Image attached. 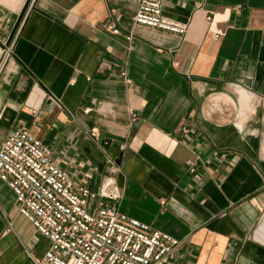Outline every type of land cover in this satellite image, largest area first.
<instances>
[{
  "label": "crops",
  "instance_id": "obj_1",
  "mask_svg": "<svg viewBox=\"0 0 264 264\" xmlns=\"http://www.w3.org/2000/svg\"><path fill=\"white\" fill-rule=\"evenodd\" d=\"M25 2L0 0V147L26 128L76 182L113 179L181 242L166 264H264V0H163L182 36L135 25L140 0H34L4 49ZM49 245L0 179V264Z\"/></svg>",
  "mask_w": 264,
  "mask_h": 264
},
{
  "label": "built area",
  "instance_id": "obj_2",
  "mask_svg": "<svg viewBox=\"0 0 264 264\" xmlns=\"http://www.w3.org/2000/svg\"><path fill=\"white\" fill-rule=\"evenodd\" d=\"M133 22L181 36L186 32L184 25L164 16L163 0H140ZM103 29L119 34L111 21ZM0 179L14 192L19 214L50 242L40 260L32 258L34 264H166L181 245L120 212L115 205L120 192L113 179L102 182L96 192L76 182L26 128L2 142Z\"/></svg>",
  "mask_w": 264,
  "mask_h": 264
},
{
  "label": "water",
  "instance_id": "obj_3",
  "mask_svg": "<svg viewBox=\"0 0 264 264\" xmlns=\"http://www.w3.org/2000/svg\"><path fill=\"white\" fill-rule=\"evenodd\" d=\"M30 4H31V1L30 0H26V2L24 4V7H23V9H22V11L20 13V16H19V19H18V23L15 26V28H14V30L12 32V35L10 37V39L8 40V42L5 45H2L1 44L4 49H6L11 44L12 39H13V37H14V35H15V33H16V31H17V29H18V27H19V25H20V23L22 21V19L24 18L26 12L28 11V9L29 8H31V9L33 8V5L30 7ZM106 139H110V137L109 136H106L105 134H100L98 136V139L97 140H98V143L99 144H103L104 142L107 143V147L106 148H109L111 142H106Z\"/></svg>",
  "mask_w": 264,
  "mask_h": 264
},
{
  "label": "bare ground",
  "instance_id": "obj_4",
  "mask_svg": "<svg viewBox=\"0 0 264 264\" xmlns=\"http://www.w3.org/2000/svg\"><path fill=\"white\" fill-rule=\"evenodd\" d=\"M12 3V2H11ZM10 4V3H9ZM238 91V90H237ZM248 95V94H247ZM247 95H242V98H243V100L242 101H244L245 100V102H247L246 100H247ZM241 98V99H242ZM222 99V98H221ZM227 102V101H226ZM249 103V102H248ZM242 104V103H241ZM244 105V104H243ZM246 106V105H245Z\"/></svg>",
  "mask_w": 264,
  "mask_h": 264
}]
</instances>
